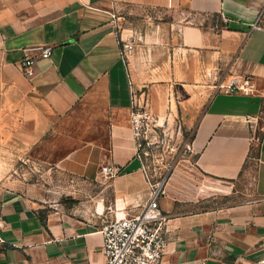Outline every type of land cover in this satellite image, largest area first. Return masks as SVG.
I'll return each mask as SVG.
<instances>
[{"label":"crops","instance_id":"obj_1","mask_svg":"<svg viewBox=\"0 0 264 264\" xmlns=\"http://www.w3.org/2000/svg\"><path fill=\"white\" fill-rule=\"evenodd\" d=\"M263 8L264 0H0V54L24 163L51 172L31 178L24 167L2 181L0 264H105L103 226L138 214L150 192L133 96L155 119L194 127L192 167L205 179L191 195L163 196L162 264H261L264 30L252 24ZM123 41L134 44L128 60ZM32 46L52 54L28 77L20 61ZM233 76H251L256 91H219ZM105 165L121 171L107 178ZM250 169L246 192L236 183ZM219 194L241 199L184 210Z\"/></svg>","mask_w":264,"mask_h":264},{"label":"built area","instance_id":"obj_2","mask_svg":"<svg viewBox=\"0 0 264 264\" xmlns=\"http://www.w3.org/2000/svg\"><path fill=\"white\" fill-rule=\"evenodd\" d=\"M223 19L225 22L229 21L228 18ZM252 29L264 30V8L252 24ZM133 49L132 42H121L122 58L128 60ZM23 52L24 56L20 61L21 69L26 76L33 77L36 73L35 65L40 59L51 57L52 47H26ZM220 89L226 93L252 94L256 91V82L251 76H233L227 84L221 85ZM153 120L154 117L146 104L133 96V133L137 142L138 157L143 162L142 168L147 179L149 176L144 162L147 152L144 150V144L149 138V126ZM188 147L190 149L191 145ZM120 171L112 165H105L101 169L102 174L107 178L117 176ZM165 194L161 183L151 185L148 200L138 214L116 218L103 226L101 232L104 238L105 264H162L168 245L167 216L162 212L160 204V199ZM4 228L0 201V251L5 242ZM261 264H264V258Z\"/></svg>","mask_w":264,"mask_h":264},{"label":"rangeland","instance_id":"obj_3","mask_svg":"<svg viewBox=\"0 0 264 264\" xmlns=\"http://www.w3.org/2000/svg\"><path fill=\"white\" fill-rule=\"evenodd\" d=\"M6 83L7 80L0 54V185L7 177L22 175L24 167L31 172L29 175L31 178H42L46 169L49 171L47 167L42 169L35 168L34 163H24L25 154L21 151L19 142L17 109L14 103L9 102V96L6 93ZM218 90L222 91L220 88ZM149 129V138L144 144V150L147 152L144 162L147 167L146 170L149 176L147 181L150 188L151 185L161 183L165 192L169 193L172 189L176 194H181V196L193 194L192 191L196 189L195 186L203 188L205 179L199 172L193 170V149L188 147L191 145L190 143L194 136V127H189L180 118H168L165 121H159L154 117ZM52 173L53 175L55 174V179L59 178L60 180L61 175L58 176L55 171ZM252 174V169L243 174L237 181L236 186L246 192L252 191ZM194 184L196 185L194 186ZM218 191L221 192L220 190ZM162 198L160 201H162ZM240 199L238 196L219 194L197 204H190L184 210H196L235 203L239 202Z\"/></svg>","mask_w":264,"mask_h":264}]
</instances>
